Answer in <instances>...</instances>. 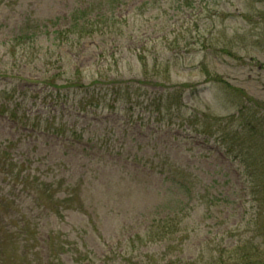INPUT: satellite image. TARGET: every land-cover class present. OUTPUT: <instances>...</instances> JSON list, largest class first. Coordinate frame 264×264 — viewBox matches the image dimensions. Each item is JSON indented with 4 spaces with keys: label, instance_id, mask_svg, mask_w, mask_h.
<instances>
[{
    "label": "rangeland",
    "instance_id": "obj_1",
    "mask_svg": "<svg viewBox=\"0 0 264 264\" xmlns=\"http://www.w3.org/2000/svg\"><path fill=\"white\" fill-rule=\"evenodd\" d=\"M81 1L0 0V148L28 159L32 173L47 166L61 196L73 191L64 219L51 221L67 249L59 263L264 264V185L249 177L255 171L264 183V0H122L86 38L65 33L90 17L77 10ZM75 68L85 85L96 83L68 86ZM53 74L66 88L43 83ZM88 92L104 110L57 103L69 95L78 104ZM202 113L221 120L207 128ZM201 126L234 131L251 156L242 148L233 158L220 131L207 138L195 131ZM164 157L186 169L185 206L161 200ZM8 182L0 177L1 193L12 190ZM168 213L176 232L160 239L150 226ZM50 229L41 231L43 248Z\"/></svg>",
    "mask_w": 264,
    "mask_h": 264
},
{
    "label": "trees",
    "instance_id": "obj_2",
    "mask_svg": "<svg viewBox=\"0 0 264 264\" xmlns=\"http://www.w3.org/2000/svg\"><path fill=\"white\" fill-rule=\"evenodd\" d=\"M122 0H82L78 11H88L85 15L89 14L90 17L85 18L81 21V25H70L69 28L65 30L66 34L73 35V32L78 30L79 37H91L95 33L96 17L102 15L105 11H108L109 8H116L119 5V2ZM113 13H110V15ZM112 18H116L115 15H111ZM91 17H94L95 22L89 23ZM75 24H78L77 22ZM93 27L92 30L83 29ZM27 31L25 30L20 36L19 39H25L24 36H27ZM31 33L28 34L30 36ZM36 34L33 33V37ZM80 39V38H78ZM75 81L74 78L70 81H67V85L76 84L77 87H85L88 89L89 85L96 83V80H92L90 84L85 85L84 74H82V69H74ZM47 86H53L55 89L66 88L63 84L62 86L55 83V77L49 75L43 80ZM121 88H118L119 92ZM172 93L171 95H173ZM176 97V96H174ZM178 97V96H177ZM168 98V96H167ZM57 101V100H56ZM59 104L67 105L69 103V108L76 112H85V113H96L97 110L105 109L104 101L97 96V94L88 92L86 97L83 98V102L75 103L69 95H66L63 102H58ZM174 103H180L178 101ZM125 105L120 108H125ZM111 109H114V105H110ZM2 112H5L2 110ZM15 118L16 113L11 112L9 118ZM199 120H203L204 123H207V128H211V121L218 122L221 120L220 117L209 116L208 114L202 113L199 115ZM26 120V119H25ZM202 122V123H203ZM262 131H264V117L260 118L259 122ZM44 129L47 131H53L59 135H71L76 136V139L81 140L84 138V130L77 135L75 128L66 133L64 124H56V127H52V124L46 123ZM58 127V129H57ZM254 127V126H252ZM52 128V129H50ZM195 131L207 138L212 136V133L220 131V134L217 135V140L221 145L224 146L227 152L232 153L233 158L242 154V148H244V153L251 156V151L249 147L240 146L242 139L236 140L239 138L238 134L234 135L232 133L223 131L222 128H215V131L209 133L208 131L202 129V126L195 129ZM262 136V135H261ZM264 139V136H262ZM261 137H258L257 140L263 141ZM239 141V143H237ZM251 152V153H250ZM228 153V154H229ZM247 156V155H246ZM248 158V156H247ZM147 163L153 164V159L144 161V165L147 166ZM258 163L255 160V164ZM168 162L167 157H164L163 160L159 161V164L156 166L157 170L163 175L164 180L168 183L166 189L161 194V200L164 202L168 200L179 202L185 206L191 200V186L188 182L186 169L181 168L180 165ZM47 166L45 172L36 170L35 173H32V169L28 162V159L18 160L11 156L10 152L7 150V146L0 148V177L8 179L11 182V189L9 193H1L0 190V264H60L59 261H62V254L67 251L64 240H62L59 230H56L54 227L56 224H51V221L56 219H64V213L62 205L67 206L74 203V200L71 196L74 195L73 191L70 193L68 198V193H65V196H61V189L64 187L60 179L53 178V175H50L47 172ZM154 169V167H148ZM264 176V175H263ZM250 178H255L258 181V176L256 172L253 171L249 173ZM248 178V175H247ZM8 182V183H9ZM20 187V189H18ZM16 188V190H15ZM264 187L257 190L262 191ZM15 190V191H14ZM254 190V189H253ZM169 191V193H167ZM255 191V190H254ZM171 194L168 199L166 195ZM180 198H183L180 200ZM186 198V199H185ZM166 204V203H165ZM164 204V205H165ZM163 205V206H164ZM71 206V205H70ZM162 206V207H163ZM157 207H160L157 204ZM70 208H73V204ZM172 215L170 213L163 214L156 218L157 222L155 225L150 226L151 228L160 229L159 235L160 239L170 236L176 231H173L171 224L168 223ZM47 219H50L46 222ZM51 228L48 232L47 238L45 239L46 247L43 248L41 245V231L45 227ZM173 226V225H172ZM235 249V248H234ZM46 250L47 254L45 257L42 256V252ZM249 253H246V255ZM44 259H43V258ZM246 258L245 253L243 252V258ZM150 258L155 259L153 256ZM17 259L21 260L20 263H17ZM234 260V258H231ZM172 262L162 260L161 263L156 261H141L139 259L129 261L126 264H171Z\"/></svg>",
    "mask_w": 264,
    "mask_h": 264
}]
</instances>
